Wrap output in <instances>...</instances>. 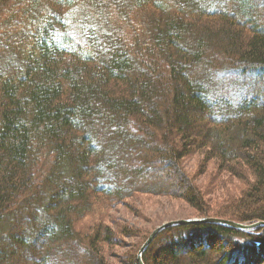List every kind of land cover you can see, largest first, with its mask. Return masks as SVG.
Wrapping results in <instances>:
<instances>
[{
  "label": "trees",
  "instance_id": "16d2710c",
  "mask_svg": "<svg viewBox=\"0 0 264 264\" xmlns=\"http://www.w3.org/2000/svg\"><path fill=\"white\" fill-rule=\"evenodd\" d=\"M192 153L250 169L237 208L206 209L183 169ZM138 193L264 221V0H0V264H110L98 207ZM147 238L122 264H139ZM263 252L264 227L191 223L142 258L264 264Z\"/></svg>",
  "mask_w": 264,
  "mask_h": 264
},
{
  "label": "rangeland",
  "instance_id": "374dc122",
  "mask_svg": "<svg viewBox=\"0 0 264 264\" xmlns=\"http://www.w3.org/2000/svg\"><path fill=\"white\" fill-rule=\"evenodd\" d=\"M182 165L201 190L203 204L209 211H229L231 208H237V198L245 193L249 189L248 184L254 181L247 166L243 165L245 173L240 171L239 165L234 169L245 176L232 174L221 169L214 159L204 160L203 155L198 153L188 155L183 159ZM98 208L103 211L102 222H106L113 231L114 241L104 243L102 251L105 260L110 264H122L126 255L134 252L159 225L177 219L201 217L197 208L181 197L147 193L135 194L124 203L112 204L110 208ZM98 220L96 215L89 216L78 223V229L90 230L94 223L98 224ZM125 229L130 233L124 234Z\"/></svg>",
  "mask_w": 264,
  "mask_h": 264
},
{
  "label": "water",
  "instance_id": "95a60500",
  "mask_svg": "<svg viewBox=\"0 0 264 264\" xmlns=\"http://www.w3.org/2000/svg\"><path fill=\"white\" fill-rule=\"evenodd\" d=\"M191 223H210V224L212 223V224H218V225L240 229L244 231H250L258 227H264V221H257L255 223H243V222H236L233 220L217 218V217H208V216L168 221L156 227L150 233V235L145 240V242L142 244L137 254L138 263L145 264L142 258L143 253L147 250V248L150 246V244L154 241V239L158 236L159 233H161L162 231L170 227L186 225V224H191Z\"/></svg>",
  "mask_w": 264,
  "mask_h": 264
}]
</instances>
